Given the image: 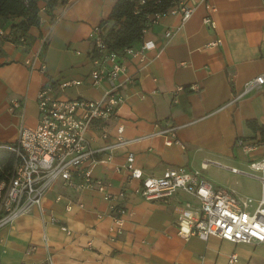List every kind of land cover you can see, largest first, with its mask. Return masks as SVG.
<instances>
[{
    "label": "crops",
    "instance_id": "1",
    "mask_svg": "<svg viewBox=\"0 0 264 264\" xmlns=\"http://www.w3.org/2000/svg\"><path fill=\"white\" fill-rule=\"evenodd\" d=\"M115 1L67 0L47 13L40 0V22L26 33L27 46L11 40L17 35L10 28L12 22L0 28V144L14 142L22 124H37L36 97L43 85H51L57 100L93 101L121 83L124 102L114 118L86 131L89 149L100 150L91 157L104 161L86 165L93 179L108 183L107 191H126L127 198L120 201L127 210L123 234L114 241L107 238L113 222L100 191L75 192L56 182L32 214L0 228V264H45L47 257L53 264H264V243L182 237L177 212L181 203L194 201L193 197L180 192L166 204L147 201L136 194L140 180L130 179L123 170L131 153L133 168L143 176H160L167 167L181 166L216 186L230 188L214 181V165L207 162L227 171V167L249 171V161L264 157L262 142L247 154L235 145L238 137H259L247 121L264 126V86L233 101L245 84L264 74V0L200 1L184 22L179 14L161 18L143 34L142 40L155 43L145 53L144 63L126 58L124 71L114 80L93 86L88 37L107 18ZM207 4L215 9L210 14L213 27L203 22ZM166 30L174 32L169 40ZM38 50L44 72L26 64ZM104 65L110 68L111 62ZM64 82L68 85L62 86ZM179 86L183 90L177 91ZM155 125L178 126V142L167 146L160 137L150 138L117 148L106 160L119 126L123 138L134 139ZM68 201L74 204L71 210L65 208ZM230 254H236L235 262H229Z\"/></svg>",
    "mask_w": 264,
    "mask_h": 264
},
{
    "label": "built area",
    "instance_id": "2",
    "mask_svg": "<svg viewBox=\"0 0 264 264\" xmlns=\"http://www.w3.org/2000/svg\"><path fill=\"white\" fill-rule=\"evenodd\" d=\"M207 0H179L178 3L162 14L154 15L152 25L168 15L179 14L181 21H186L194 12L199 2ZM144 2V1H142ZM208 15L203 22L214 26L210 14L215 12L214 6L207 4ZM57 20V19H56ZM98 28L95 26L89 34L90 49L93 45L103 50L97 37ZM172 30H166L164 36L169 40L173 36ZM93 40V44H92ZM216 44V43H214ZM153 40H142L137 48L123 50L122 60L116 53H108L103 57L91 58L93 68L90 72V83L100 85L104 80H114L124 71L123 60L138 58L140 63L145 61V53L154 49ZM106 61L111 62L110 68L105 67ZM26 64L31 70L44 72L45 62L41 59L40 51H33ZM132 77L128 78V81ZM76 83V82H74ZM68 83H62L66 86ZM122 84H113L98 100L85 98H68L57 100L52 96L50 84L43 85L37 93L38 120L35 126L22 124L19 127L14 142L0 144L1 148L10 150L14 154L12 173L6 180L0 181V228L13 223L17 218L32 214L40 207L47 191L60 182L63 187L72 188L75 192L94 188L100 191L103 199L109 203L112 225L108 228L107 238L114 241L123 234V226L127 210L120 203L127 198L124 189L113 194L104 180L93 179L91 167L97 162L91 156L100 150L89 149L86 131L94 126L102 125L114 118L119 106L124 102L121 91ZM264 86V74L250 80L241 94L233 101L250 90ZM183 90L182 86L176 88ZM151 132L134 139L122 137V126L117 128L118 137L114 144L107 147L106 160L111 158L113 150L131 143L150 138L160 137L167 146L177 143L176 130L178 126H154ZM235 145L244 153H250L260 147L256 139L248 140L238 137ZM89 162V165L86 163ZM133 154L129 153L123 170L128 172L130 179L140 180L136 194L147 201L168 203L174 195L183 192L193 197L194 201H185L179 206L176 223L178 234L184 238L196 235L202 240L209 236L233 243H264V193L259 199L249 196H237L231 188L216 186L206 180L197 171L186 167H167L160 176H143L140 170L133 168ZM217 167L220 164L207 162ZM249 171L227 167L236 174L256 179L264 190V157L253 159L248 164ZM79 179V180H77ZM73 203L65 206L71 210ZM78 206H82L80 203ZM52 221H55L54 218ZM67 234L71 232L65 226L59 227ZM45 241V238H43ZM30 247L27 252L32 251ZM229 262L237 260L236 254L228 256ZM45 264H53L47 257Z\"/></svg>",
    "mask_w": 264,
    "mask_h": 264
},
{
    "label": "trees",
    "instance_id": "3",
    "mask_svg": "<svg viewBox=\"0 0 264 264\" xmlns=\"http://www.w3.org/2000/svg\"><path fill=\"white\" fill-rule=\"evenodd\" d=\"M40 0H0V28L10 23L14 32L13 40L23 46H27L26 33L37 26L40 22ZM45 2V12L49 13L58 6H64L67 0H42ZM144 1V2H142ZM179 0H117L115 1L110 14L103 18L98 28L97 37L100 39L103 50L95 45L90 49L91 58L103 57L108 53H116L119 60H122L123 50L126 48H137L142 42L144 32L152 26L154 15L162 14L169 8L176 5ZM54 18V16H53ZM51 18V19H53ZM17 20V21H15ZM54 20V19H53ZM91 42V41H90ZM93 44V40H92ZM247 126L258 131L259 137L250 136L249 140L256 139L264 143V126H259L256 121L248 120ZM246 138V139H247ZM14 154L7 149L0 147V181L6 180L12 173Z\"/></svg>",
    "mask_w": 264,
    "mask_h": 264
},
{
    "label": "rangeland",
    "instance_id": "4",
    "mask_svg": "<svg viewBox=\"0 0 264 264\" xmlns=\"http://www.w3.org/2000/svg\"><path fill=\"white\" fill-rule=\"evenodd\" d=\"M243 158L245 159V157ZM238 167L241 168V166ZM213 179L215 182L234 188L236 195L240 197L249 196L253 199H259L262 195L260 182L241 174H233L225 169L213 166Z\"/></svg>",
    "mask_w": 264,
    "mask_h": 264
}]
</instances>
